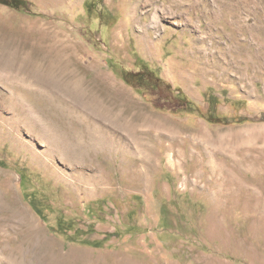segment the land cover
<instances>
[{
	"label": "rangeland",
	"instance_id": "obj_1",
	"mask_svg": "<svg viewBox=\"0 0 264 264\" xmlns=\"http://www.w3.org/2000/svg\"><path fill=\"white\" fill-rule=\"evenodd\" d=\"M27 1L0 2V45L39 48L52 66L66 53L88 87L121 90L185 138L158 144L141 174L132 153L87 150L73 163L51 144L82 129L80 108L0 80L6 248L21 242L22 211L77 264H264V0Z\"/></svg>",
	"mask_w": 264,
	"mask_h": 264
},
{
	"label": "bare ground",
	"instance_id": "obj_2",
	"mask_svg": "<svg viewBox=\"0 0 264 264\" xmlns=\"http://www.w3.org/2000/svg\"><path fill=\"white\" fill-rule=\"evenodd\" d=\"M37 45L39 47L41 46L39 44ZM65 46L66 45H64V47ZM59 47L61 48V46ZM69 48L68 45V47L63 50L68 52ZM37 50L30 51L18 47L15 49L11 44L0 45V80L18 81L23 84V86L28 87L35 86L38 92H48L50 97L59 103L66 104V106L70 103H74L80 108V118L83 120L82 122L84 124L82 129L74 130L71 135H67L66 132L61 136H57L56 134V141L54 140L51 144L52 146L56 143L55 152H61L73 163H81L88 152L87 150L90 152L109 151L122 154L132 153L140 157V161H138L133 168L135 172L141 174L145 170L152 171L154 169L156 164L155 160L158 156V144L162 145L164 140L165 142L168 140L174 143L175 140L181 142L182 138H185L183 134L184 130L174 121L149 111L145 108L146 106L143 107L139 105L138 102L136 103L135 100H131L128 97L129 95L127 96L120 92L121 90L118 91V89L114 87L109 88L108 86H110V83L108 80L109 85H107V87L109 89L106 88L107 91L104 85L100 87L99 85L93 84L94 86L88 87V82L86 83L81 72L76 69V67L73 68L75 64L74 60H70L72 58H70L69 55L66 56V53V55L64 52L60 55L58 54L61 57L58 56L55 61L56 65L53 63L54 65L52 66L51 63L46 65L43 62L45 58L42 59ZM45 53L47 52L45 51ZM54 66H56V68ZM35 113H33V116ZM35 126L36 124L31 123V130H34ZM52 127L53 126H51V128ZM165 151L168 156L169 164L173 167H182L183 157L181 150L176 149L172 144L168 143L166 144ZM221 171L222 169L211 166V172H214L216 177ZM103 179L105 180V178ZM15 216L18 218L16 221H19V225H22V228H25V230L22 231L21 242L16 249L12 248V250H8L5 244L6 241L12 237L14 231L13 226H10L11 224L8 223L10 221L8 218L0 217V259L3 263H78V260L81 258L79 252H62L49 239L44 238L41 234L42 232L40 233L41 229L39 226L37 227L33 218L23 215L22 211H16ZM19 237L20 233L18 235V238ZM87 264H105V262L96 261L88 262Z\"/></svg>",
	"mask_w": 264,
	"mask_h": 264
},
{
	"label": "trees",
	"instance_id": "obj_3",
	"mask_svg": "<svg viewBox=\"0 0 264 264\" xmlns=\"http://www.w3.org/2000/svg\"><path fill=\"white\" fill-rule=\"evenodd\" d=\"M0 2L1 3H4V4H7V5H9V6H11V7H14V8H21V7H23V8H28L29 7V2L27 1V0H0ZM148 73H150V72H148ZM151 73H153V72H151ZM127 75H129V73L127 74ZM126 75V76H127ZM148 75V74H147ZM151 75V74H150ZM148 78V77H147ZM155 78H156V81L157 82H160L161 81V79H160V77H158V76H156L155 75ZM153 80V79H152ZM216 119L217 118H219V116H216L215 117ZM213 119V118H212ZM220 119V118H219ZM22 176H24V174L22 175ZM33 199V198H32ZM34 201V200H33ZM106 237H108V235L106 236ZM98 243V242H97Z\"/></svg>",
	"mask_w": 264,
	"mask_h": 264
}]
</instances>
